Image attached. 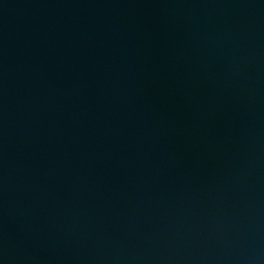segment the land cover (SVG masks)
I'll return each instance as SVG.
<instances>
[{"label":"water","instance_id":"obj_1","mask_svg":"<svg viewBox=\"0 0 264 264\" xmlns=\"http://www.w3.org/2000/svg\"><path fill=\"white\" fill-rule=\"evenodd\" d=\"M0 264H264V0H0Z\"/></svg>","mask_w":264,"mask_h":264}]
</instances>
